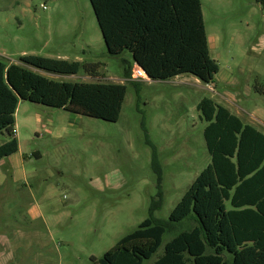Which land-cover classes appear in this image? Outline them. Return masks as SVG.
I'll return each instance as SVG.
<instances>
[{
    "label": "rangeland",
    "instance_id": "obj_1",
    "mask_svg": "<svg viewBox=\"0 0 264 264\" xmlns=\"http://www.w3.org/2000/svg\"><path fill=\"white\" fill-rule=\"evenodd\" d=\"M200 1L210 56L219 65L214 81L181 74L137 86L125 80L120 62H132L131 53L108 54L90 0H0V61L36 55L98 63L96 76L44 74L60 82L127 86L117 122L82 116L70 123L59 109L21 102L22 151L39 153L33 160L42 186L0 187V264H91L135 230L150 217L158 192L148 140L163 170V205L153 216L168 220L211 162L207 122L197 109L203 98L264 132V0ZM33 207L43 216L32 219ZM194 225L188 220L166 229L143 264H153L167 242Z\"/></svg>",
    "mask_w": 264,
    "mask_h": 264
},
{
    "label": "trees",
    "instance_id": "obj_2",
    "mask_svg": "<svg viewBox=\"0 0 264 264\" xmlns=\"http://www.w3.org/2000/svg\"><path fill=\"white\" fill-rule=\"evenodd\" d=\"M90 2L108 54L132 55V62L120 59L126 81L140 85L132 79L135 66L151 80L191 74L205 84L214 81L219 65L210 56L200 0ZM98 66L36 55L21 56L19 63L0 61V133L9 135L0 145V160L18 152L15 113L20 101L117 122L126 84L60 82L44 74L75 75L83 70L96 76ZM197 109L207 122L209 165L168 220L157 219L153 215L163 205V170L157 148L148 140L158 188L150 217L102 257L93 256L91 264H143L160 247L166 229L188 220L195 225L167 242L153 264H264V132L211 98H203Z\"/></svg>",
    "mask_w": 264,
    "mask_h": 264
},
{
    "label": "crops",
    "instance_id": "obj_3",
    "mask_svg": "<svg viewBox=\"0 0 264 264\" xmlns=\"http://www.w3.org/2000/svg\"><path fill=\"white\" fill-rule=\"evenodd\" d=\"M126 80V79H125ZM22 101L18 103V107L15 113V133L19 142V149L13 155H10L2 160H0V187L10 186L11 190H15L20 187V185L32 188H40L42 186V178L39 175L38 171L35 168V161L33 160V156L40 157L38 152H32V154H26L22 151V145L19 137V129H18V112L20 109V104ZM229 109V108H228ZM60 117H64L70 121V123L80 122L82 120V116L78 114H74L68 112L63 109H59ZM49 121L54 120L53 116L47 117ZM40 117L38 116L37 120L40 121ZM36 133V130H33ZM2 137L0 139V145L7 142L9 140V135L1 133ZM28 165H32L31 168H28ZM32 214V219L37 218L39 216H43L42 212L38 207H33L29 210Z\"/></svg>",
    "mask_w": 264,
    "mask_h": 264
},
{
    "label": "built area",
    "instance_id": "obj_4",
    "mask_svg": "<svg viewBox=\"0 0 264 264\" xmlns=\"http://www.w3.org/2000/svg\"><path fill=\"white\" fill-rule=\"evenodd\" d=\"M132 79L135 81H143V80L148 81V82L151 81L148 78L146 72L138 66H135V69H134L133 75H132Z\"/></svg>",
    "mask_w": 264,
    "mask_h": 264
},
{
    "label": "water",
    "instance_id": "obj_5",
    "mask_svg": "<svg viewBox=\"0 0 264 264\" xmlns=\"http://www.w3.org/2000/svg\"><path fill=\"white\" fill-rule=\"evenodd\" d=\"M149 78V77H148ZM150 79V78H149ZM151 80V79H150ZM152 81V80H151Z\"/></svg>",
    "mask_w": 264,
    "mask_h": 264
}]
</instances>
